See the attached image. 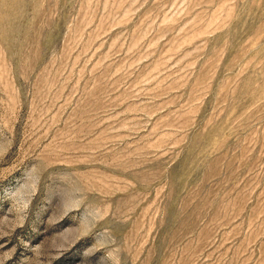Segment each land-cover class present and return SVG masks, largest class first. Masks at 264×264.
<instances>
[{"label": "rangeland", "instance_id": "374dc122", "mask_svg": "<svg viewBox=\"0 0 264 264\" xmlns=\"http://www.w3.org/2000/svg\"><path fill=\"white\" fill-rule=\"evenodd\" d=\"M0 264H264V0H0Z\"/></svg>", "mask_w": 264, "mask_h": 264}]
</instances>
